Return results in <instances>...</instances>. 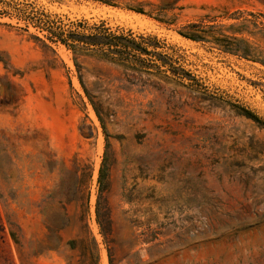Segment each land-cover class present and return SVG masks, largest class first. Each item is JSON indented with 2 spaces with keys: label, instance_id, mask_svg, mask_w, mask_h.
<instances>
[{
  "label": "rangeland",
  "instance_id": "1",
  "mask_svg": "<svg viewBox=\"0 0 264 264\" xmlns=\"http://www.w3.org/2000/svg\"><path fill=\"white\" fill-rule=\"evenodd\" d=\"M15 7L156 35L195 80L89 59L78 73ZM2 10L0 264H264V124L241 111L264 122V65L178 34L232 24L225 33L264 52V0H0Z\"/></svg>",
  "mask_w": 264,
  "mask_h": 264
},
{
  "label": "trees",
  "instance_id": "2",
  "mask_svg": "<svg viewBox=\"0 0 264 264\" xmlns=\"http://www.w3.org/2000/svg\"><path fill=\"white\" fill-rule=\"evenodd\" d=\"M14 9L20 19L30 23L49 43L60 44L70 51L78 73H81L83 67L80 60L89 59L98 64L113 65L122 69L124 74H145L166 83L189 86L195 80L181 63V56H175V48L156 35L137 33L130 28L113 27L105 20L70 19L34 10L27 12L17 7ZM132 10L142 13L139 9ZM3 14L6 15V10L0 12V16ZM226 28H233V25L225 27L190 22L183 26L178 34L192 41L210 39L224 52L240 54L244 58L250 57L264 65L262 50L251 45L246 39L237 37L235 32L225 33ZM78 79L84 94L98 112L82 76L78 75ZM241 111L246 117L264 124L252 110L243 107Z\"/></svg>",
  "mask_w": 264,
  "mask_h": 264
}]
</instances>
